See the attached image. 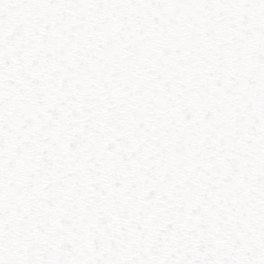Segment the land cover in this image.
Here are the masks:
<instances>
[{
	"label": "water",
	"instance_id": "water-1",
	"mask_svg": "<svg viewBox=\"0 0 264 264\" xmlns=\"http://www.w3.org/2000/svg\"><path fill=\"white\" fill-rule=\"evenodd\" d=\"M0 264H264V0H0Z\"/></svg>",
	"mask_w": 264,
	"mask_h": 264
}]
</instances>
